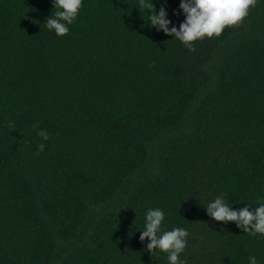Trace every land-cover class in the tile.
Returning <instances> with one entry per match:
<instances>
[{"label":"trees","instance_id":"16d2710c","mask_svg":"<svg viewBox=\"0 0 264 264\" xmlns=\"http://www.w3.org/2000/svg\"><path fill=\"white\" fill-rule=\"evenodd\" d=\"M137 4L83 0L61 37L53 0H0V264H169L150 208L190 233L186 264H264V235L205 207L264 203V0L195 51Z\"/></svg>","mask_w":264,"mask_h":264},{"label":"clouds","instance_id":"9594fccd","mask_svg":"<svg viewBox=\"0 0 264 264\" xmlns=\"http://www.w3.org/2000/svg\"><path fill=\"white\" fill-rule=\"evenodd\" d=\"M53 3L55 11L47 17L44 24L47 29L54 30L57 36H66L70 32L69 26L75 22L83 7V0H53ZM257 3L258 0H181L180 8L186 19L179 27H169L172 21L167 18L165 8L161 7L157 13L153 0H138L137 5L141 11L151 10L148 17L151 26L174 36L190 51H195L196 41L219 37L226 28L240 26ZM33 128L37 129V135L42 141L50 139L47 130L39 127V121L33 124ZM45 147V143H39L37 155L43 152ZM205 207L208 215L218 222H235L244 233L252 236L264 235V203H260L252 210L250 207L234 210L221 194ZM164 219L163 210L148 209L140 240L150 239L146 248L151 253L157 249L167 253L169 264H186V261L181 260L180 257L187 248V238L190 233L182 227H175L168 231L162 230ZM249 264H258L255 256L249 257Z\"/></svg>","mask_w":264,"mask_h":264}]
</instances>
